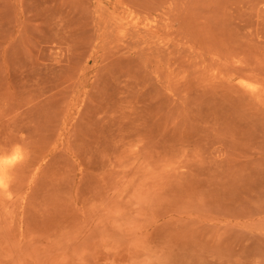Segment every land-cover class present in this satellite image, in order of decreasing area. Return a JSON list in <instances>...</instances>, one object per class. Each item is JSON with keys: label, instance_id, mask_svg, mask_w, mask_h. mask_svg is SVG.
I'll list each match as a JSON object with an SVG mask.
<instances>
[{"label": "rangeland", "instance_id": "1", "mask_svg": "<svg viewBox=\"0 0 264 264\" xmlns=\"http://www.w3.org/2000/svg\"><path fill=\"white\" fill-rule=\"evenodd\" d=\"M0 264H264V0H0Z\"/></svg>", "mask_w": 264, "mask_h": 264}]
</instances>
